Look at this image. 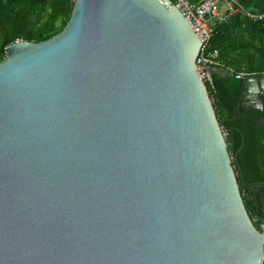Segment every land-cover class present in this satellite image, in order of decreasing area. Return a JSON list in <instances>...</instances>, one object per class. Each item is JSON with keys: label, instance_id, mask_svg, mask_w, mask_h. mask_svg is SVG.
<instances>
[{"label": "water", "instance_id": "water-1", "mask_svg": "<svg viewBox=\"0 0 264 264\" xmlns=\"http://www.w3.org/2000/svg\"><path fill=\"white\" fill-rule=\"evenodd\" d=\"M199 48L168 0H75L5 48L0 264H264V182L246 205ZM238 94L264 113V75Z\"/></svg>", "mask_w": 264, "mask_h": 264}, {"label": "trees", "instance_id": "trees-1", "mask_svg": "<svg viewBox=\"0 0 264 264\" xmlns=\"http://www.w3.org/2000/svg\"><path fill=\"white\" fill-rule=\"evenodd\" d=\"M74 1L0 0V61L5 58V48L17 41L39 43L61 32L71 16ZM238 1L254 13L262 4V0ZM211 46L217 50L222 67L214 69V88L207 87V92L219 125L227 131L225 141L232 166L237 175L238 170L242 173L243 180L237 181L247 205L252 202V190L247 184L264 182V126L259 124L264 113L239 111L242 79L236 76L264 75V17L254 21L236 14L214 28ZM254 225L259 229V223Z\"/></svg>", "mask_w": 264, "mask_h": 264}, {"label": "built area", "instance_id": "built-area-1", "mask_svg": "<svg viewBox=\"0 0 264 264\" xmlns=\"http://www.w3.org/2000/svg\"><path fill=\"white\" fill-rule=\"evenodd\" d=\"M189 24L190 29L197 37L200 48L195 60L197 74L209 89L214 88L213 73L215 68H221L218 60V52L211 46V37L214 28L228 22L236 14H244L247 18L258 21L264 17L263 12H251L246 10L238 0H168ZM249 75L240 73L237 79H243ZM225 139L227 131L220 126Z\"/></svg>", "mask_w": 264, "mask_h": 264}, {"label": "flooded vegetation", "instance_id": "flooded-vegetation-1", "mask_svg": "<svg viewBox=\"0 0 264 264\" xmlns=\"http://www.w3.org/2000/svg\"><path fill=\"white\" fill-rule=\"evenodd\" d=\"M250 213H251V216L253 215L252 217H254V216H255V215L253 214V212H249V214H250Z\"/></svg>", "mask_w": 264, "mask_h": 264}, {"label": "clouds", "instance_id": "clouds-1", "mask_svg": "<svg viewBox=\"0 0 264 264\" xmlns=\"http://www.w3.org/2000/svg\"><path fill=\"white\" fill-rule=\"evenodd\" d=\"M250 77V76H249ZM245 78V77H244Z\"/></svg>", "mask_w": 264, "mask_h": 264}]
</instances>
